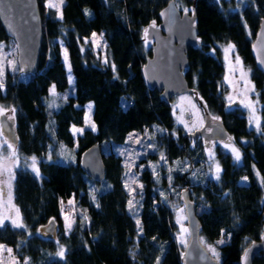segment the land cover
Segmentation results:
<instances>
[{
	"label": "trees",
	"instance_id": "obj_1",
	"mask_svg": "<svg viewBox=\"0 0 264 264\" xmlns=\"http://www.w3.org/2000/svg\"><path fill=\"white\" fill-rule=\"evenodd\" d=\"M44 1L38 0L43 29L38 71L26 73L27 79L19 70L7 74L4 91H0V103L18 110L20 152L39 158V178L19 171L14 180V201L31 234L6 224L0 227V244L12 247L19 260L28 264H157V258L160 264H182L173 218L165 204L155 203L150 171L145 169L140 176L144 193L138 226L127 210L121 156L102 153L106 175L101 182L89 178L79 161L80 154L93 144H122L130 132L154 126L164 130L159 137L171 159L187 158L195 164L203 159L200 145L192 149L173 145L168 137L174 127L171 106L157 90L147 89L141 74L150 55L144 30L149 24H159L158 12L168 0H65L62 19L54 9L45 10ZM175 1L180 9L195 12L200 40L188 50L184 75L209 113L217 114L237 139L242 152L239 164L221 155L219 179L190 189L191 197H201L200 237L205 246L216 247L219 258L215 259L221 264H239L244 247L264 230V105L259 109L258 130L248 127L247 117L238 109L226 108L219 46H235L264 103V75L251 54V42L264 19V0H246L241 7L236 0ZM95 31L105 32L109 65L99 64L83 47L82 38ZM9 39L0 23V42ZM59 39L68 50L75 92L51 109L50 86L55 85L57 91L68 86ZM88 102L93 103L96 131L85 129L74 139L70 127L83 125ZM179 141L186 142L182 135ZM74 145V156H67L65 150ZM188 177L183 172L174 181L190 185ZM242 177L246 183H240ZM69 198L83 213L65 233L61 200ZM50 220L58 228L55 237L41 231ZM220 238H225L224 243L216 245ZM60 247L65 248L63 258L57 255ZM253 264H264V258L256 257Z\"/></svg>",
	"mask_w": 264,
	"mask_h": 264
},
{
	"label": "rangeland",
	"instance_id": "obj_2",
	"mask_svg": "<svg viewBox=\"0 0 264 264\" xmlns=\"http://www.w3.org/2000/svg\"><path fill=\"white\" fill-rule=\"evenodd\" d=\"M236 2L238 6L241 7L245 4L246 0H236ZM47 3L59 5L60 0L44 1L43 6L45 10L49 9V7H46ZM64 3L65 0H63V5ZM62 7L59 9V11L56 7L51 8L57 12L58 18L59 12H62ZM182 10L187 9L182 8ZM86 12L88 16H91L92 13L90 10H87ZM153 24L156 26L158 25L156 23ZM93 33L96 34V37H93ZM85 41H87V43H85ZM97 43L99 46H97ZM82 44L84 48L89 49L93 53L95 59L98 61L99 64H111L108 51V42L104 31H95L92 32L88 37H83ZM150 44L151 41L147 40V49L150 48ZM228 44L219 46V59L224 65L223 81L227 87V90L224 94L225 106L228 109H238L247 117L248 127L253 130H258L255 121L250 123L251 112L250 109L245 105L248 102H251L255 106V115L259 117L260 121L259 109L262 105H264V103L260 101L261 99L259 91H257L253 85V82L251 80L250 68L245 64L244 60L236 52L235 47L234 51L231 53V62L226 61L224 48L227 47ZM59 45L61 58L67 73L68 86L62 91H57L55 89L56 95H50L48 105L50 103L54 104L51 109L57 108L63 100H65L68 96L74 95L75 92L74 76L71 72V69L69 71V57L67 64L65 63L64 59V51L66 50L68 54V50L65 46L64 41L61 39H59ZM236 56H239L240 58V65H235ZM105 60H107L108 62L105 63ZM0 70L3 71V81L7 77V74L13 75L14 73H16V71H18L16 63V43L12 39L0 42ZM241 70L247 74L246 77H242ZM22 74L23 75L21 77L23 79L28 78V75L26 73ZM69 76H71V82L69 80ZM52 86H50L49 90L52 88ZM4 88L0 89V91L3 92ZM249 89H254V91H251ZM229 97H231V100H229ZM89 105H92L91 110H89L88 108ZM169 105L171 106L174 115V127L169 132L168 137L172 138L174 146L181 147L182 149L197 148L198 145L202 146V152L204 157L203 159H200L201 162L199 164H195L194 161H189L187 158L171 159L169 156L168 147L165 145V142L161 139L164 130L156 126H154L153 128L144 129L143 131L130 132L122 144L105 142L102 143L100 147L101 152L103 154L114 152L116 155H119L122 158V163L124 165L123 184L128 194V201L130 199H133L135 202H138L135 204V209L133 211L129 210V204L127 202V210L129 214L136 220V222L137 220H139V215L141 211V201L144 193V184L141 181L140 176L145 169H148L150 171L151 179L153 182L155 203H163L169 209L174 222L173 237L176 243L181 247L182 252L188 240V230L186 218L182 219L180 223L177 222L178 210L184 209L183 203L179 199L180 191L183 190L185 187H190V189L192 190V187L195 184L205 183L208 179L217 180L215 177L216 165L218 164L220 169L222 170L220 156L229 155L235 163L239 164L242 159V152L239 143L237 142V139L233 135H230L231 140H229L228 138L227 140L218 142L203 140L197 141L188 138H184L186 142L179 141L180 135H183L184 133H192L194 130L201 127V122L204 123L203 110L199 106L197 101L194 100L193 95L191 94L175 95L170 99ZM0 106L5 109V113L8 116L14 117L13 121L15 123L17 136L19 137V134L17 132V108L12 106H6L1 103ZM84 109L85 113L83 125L70 127V132L74 139H76V137L80 135L79 133L75 135L73 134L72 130L74 127L78 129L91 130V124L94 123L93 103L88 102L84 106ZM12 110H14V112ZM186 112H188L187 115H185ZM210 115L212 116V119L220 120V117L217 114L210 113ZM166 133L167 132H165V134ZM159 135L161 137H159ZM240 140L241 142L245 143L244 139ZM5 141H7L9 144H12L13 147L8 148V145L4 143ZM225 144H228L229 147L226 148ZM232 147H235L239 150L241 156V159L239 161L234 158V155L231 151ZM76 150L77 145H74L71 149H66L65 152L67 156L72 157L74 156ZM13 152H15L14 157L12 155ZM209 152L213 154L212 157L209 156ZM121 153H123V155ZM162 153L165 157L164 160H161ZM33 157L36 158V168L39 170V158L35 155L22 154L19 150L18 144H13L12 142H10L4 136L0 129V219L4 220V225L8 224L13 227V220H16L18 223H23L20 211L18 216L16 212L18 207L14 201V180L16 174L19 171H27L32 175L36 176L37 178L41 176L40 170L39 176H37L36 172L33 171ZM5 162L7 164L8 171L4 170ZM153 166H155V173ZM183 172L188 173V180L190 185H186L184 184V182L176 183L174 181V176ZM169 177H171V179H169ZM240 183H246V177H242L240 179ZM126 184L127 187L125 186ZM140 185H142L143 187L141 188ZM162 193L163 195H161ZM200 198V196L195 195L191 197V200L196 204L197 213H200L202 210ZM70 200L73 201V203L69 204ZM80 213H83L82 209L78 207L73 198L61 200V219L65 233H69L71 231L67 230L66 225L70 223L72 229L76 216ZM181 215L186 217L185 213H182ZM65 217H67L68 219L66 220ZM23 225V228H14L26 229L28 231V235H30L31 233L29 232L24 223ZM182 227L186 231L182 232ZM56 229H58L57 226ZM181 239L183 240V242H181ZM221 240L225 241V238H220L219 240H217L216 245L222 244L218 243V241ZM0 245H3L5 248L4 251L0 252V264H13V260L16 262V264H25L26 260L20 261L12 247H9L5 244ZM206 247L209 250L210 247L215 246L206 245ZM8 248L12 249L11 254L7 252L6 249ZM63 249L65 248L63 247ZM209 252L213 256L210 250ZM213 257L217 258L215 256Z\"/></svg>",
	"mask_w": 264,
	"mask_h": 264
},
{
	"label": "water",
	"instance_id": "obj_3",
	"mask_svg": "<svg viewBox=\"0 0 264 264\" xmlns=\"http://www.w3.org/2000/svg\"><path fill=\"white\" fill-rule=\"evenodd\" d=\"M159 24H149L147 40L151 41L150 55L141 68L143 81L148 90H157L161 99L169 103L175 95L191 94L203 110L204 124L192 133H184L183 138H202L205 141L216 139L224 141L229 132L220 120L212 121L197 91L193 89L184 71L188 67V50L200 44L194 11L182 10L175 0H168L158 12ZM0 23L7 37L16 43L17 68L22 73H36L42 46V19L38 0H0ZM251 54L256 67L264 75V19L260 21L251 42ZM188 112L185 113L187 115ZM9 116H0V129L13 144L18 143L15 123ZM210 128L206 132V128ZM80 166L93 181L101 182L106 175L100 144L96 143L80 154ZM183 203L188 240L183 248L182 264H221L215 259L200 237V223L196 204L191 200V190L186 187L180 191ZM264 220V206L262 210ZM51 222V223H50ZM56 222L50 220L41 231L56 236ZM245 253L247 256L245 257ZM264 258V230L258 238L246 245L240 256L239 264H253L256 257Z\"/></svg>",
	"mask_w": 264,
	"mask_h": 264
},
{
	"label": "snow or ice",
	"instance_id": "obj_4",
	"mask_svg": "<svg viewBox=\"0 0 264 264\" xmlns=\"http://www.w3.org/2000/svg\"><path fill=\"white\" fill-rule=\"evenodd\" d=\"M62 5H63V0H60L59 5L52 4V3H47V4H46V7H49V8L56 7V8L58 9V11H59V9L62 7ZM86 14H87V12H86ZM59 18H61V19L63 18V17H62V12H59ZM152 26L154 27V24H153ZM144 32H145V41H147L148 29H145ZM93 37H96V34H95V33H93ZM85 43H87V41H85ZM97 46H99L98 43H97ZM234 47H235L234 45H232L231 43H229V44L227 45V47L224 48V53H225V59H226V61L231 62L230 57H231V53L234 51ZM64 59H65V63L67 64V63H68V54H67V51H66V50L64 51ZM107 62H108V61L105 60V63H107ZM240 63H241V61H240L239 56H236V57H235V65H240ZM261 63H264V60H262ZM112 68H113V71L115 72V71H116L115 65H112ZM69 71H70V66H69ZM241 75H242V77H246L247 74L244 73V72L241 70ZM2 77H3V71L0 70V89H3V88H4V84H3V79H2ZM226 79H227V77H226ZM69 80H70V82H71V76H69ZM249 83H250V82H249ZM249 90L254 91V89H249ZM49 92H50V95H53V96L56 95V92H55V85L52 86V88L49 90ZM229 100H231V97H229ZM53 106H54V104H52V103L49 104V107H50V108L53 107ZM245 106L248 107V108L250 109V112H251L250 123H252L253 121H255L256 126H257V128L259 129V127H260V121H259V117L255 115V106H254L251 102H248ZM91 107H92V105H89V106H88L89 110H91ZM12 111L14 112V110H12ZM3 115H5V109H3L2 106H0V116H3ZM8 118H9V119H13L14 117H13V116H9ZM186 126H187V125H186ZM201 127H203V123H202V122H201ZM91 130H92V131H96V126H95L94 123L91 124ZM72 131H73V134H74V135H75V134H78V133H79V134H83L84 129H78V128H75V127H74ZM130 139H131V136H130ZM229 140H231L230 137H229ZM4 143L8 145V148H12V147H13V145H12V144H9L7 141H5ZM225 147L227 148V147H229V145H228V144H225ZM231 151H232V153H233V155H234V158H235L237 161H239V160L241 159V156H240V152H239V150L236 149L235 147H232V148H231ZM121 154L123 155V153H121ZM12 155H13V157H14L15 152H13ZM209 156L212 157L213 154H212L211 152H209ZM164 159H165V157H164V155H163V153H162V154H161V160H164ZM32 160H33V164H32L33 171H35L36 174H37V176H39V170L36 168V158L33 157ZM153 167H154V173H155V166H153ZM4 170H5V171H8V168H7V164H6V162H5V164H4ZM170 171H171V169H170ZM220 172H221V169H220L219 165L217 164L216 167H215V177H216L217 180L219 179ZM258 175H259V173H258ZM169 179H171V177H169ZM125 186L127 187V184H126ZM140 187L142 188L143 186L140 185ZM130 194H131V192H130ZM161 195H163V193H162ZM93 200H95V194H93ZM71 203H73V201L70 200V201H69V204H71ZM136 203H138V202H135L133 199H130V200L128 201V204H129V210H130V211H133V210L135 209V204H136ZM184 211H185V209H179V210H178V212H177V216H178V221H177V222H178V223H180L182 219L186 218V217H184V216L181 215L182 213H184ZM16 212H17V216H18V215H19V210L17 209ZM5 219H6V218H5ZM65 219L67 220L68 218L65 217ZM50 223H51V222H50ZM12 224H13V227H16V228H23V227H24V225H23L22 222H19V223H18L16 220H13V221H12ZM139 224H140V221L137 220V225L139 226ZM3 226H4V220H3V219H0V227H3ZM66 228H67V230L70 231V230H71V224L68 223V224L66 225ZM141 231H142V229H141ZM181 231L184 232V231H186V230L183 229V227H182V228H181ZM181 242H183L182 239H181ZM218 243H224V241L221 240V241H218ZM4 250H5L4 246H3V245H0V252H2V251H4ZM6 250H7V252H8L9 254L12 253V249L8 248V249H6ZM209 250L212 252L213 256L219 258V253L216 252L215 247H210ZM64 254H65L64 249H63V247H61V249H60V251L57 253V255L60 256L61 258H63ZM246 256H247V253H245V257H246ZM13 264H16V262H15L14 260H13ZM25 264H28L27 260L25 261ZM157 264H160L159 258H157Z\"/></svg>",
	"mask_w": 264,
	"mask_h": 264
},
{
	"label": "flooded vegetation",
	"instance_id": "obj_5",
	"mask_svg": "<svg viewBox=\"0 0 264 264\" xmlns=\"http://www.w3.org/2000/svg\"><path fill=\"white\" fill-rule=\"evenodd\" d=\"M212 117V116H211ZM215 120H218V119H212V121H215ZM204 124V123H203ZM201 128V127H200ZM200 128H198V129H200ZM211 129L208 127V128H206V132H209ZM195 131V130H194ZM229 134H230V132H229ZM231 135V134H230ZM230 135H229V137H230ZM228 137V138H229ZM227 138V139H228ZM189 139V138H188ZM226 139V140H227ZM191 140H203V141H205L204 139H202V138H200V137H198V138H195V139H191ZM208 141H216V142H218V141H220V140H216V139H211V140H208Z\"/></svg>",
	"mask_w": 264,
	"mask_h": 264
}]
</instances>
